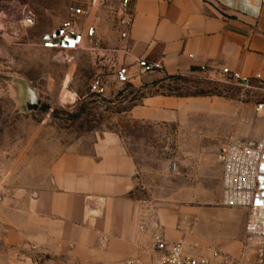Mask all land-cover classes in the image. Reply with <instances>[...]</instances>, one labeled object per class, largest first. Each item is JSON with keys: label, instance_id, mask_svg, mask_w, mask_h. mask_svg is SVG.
Wrapping results in <instances>:
<instances>
[{"label": "crops", "instance_id": "obj_1", "mask_svg": "<svg viewBox=\"0 0 264 264\" xmlns=\"http://www.w3.org/2000/svg\"><path fill=\"white\" fill-rule=\"evenodd\" d=\"M130 8L120 62L131 72L161 68L140 72L131 86L143 94L113 127L33 158L4 192L0 264H160L146 250L154 233L182 240L190 255L264 264L245 247L248 211L221 203L219 151L252 118L237 98L163 90L178 76L220 79L222 67L264 82V0H132ZM142 200L153 213L140 233Z\"/></svg>", "mask_w": 264, "mask_h": 264}, {"label": "rangeland", "instance_id": "obj_2", "mask_svg": "<svg viewBox=\"0 0 264 264\" xmlns=\"http://www.w3.org/2000/svg\"><path fill=\"white\" fill-rule=\"evenodd\" d=\"M126 1L0 0V198L20 182L21 172L33 158L56 156L79 139L110 129L114 115L143 94L138 87L121 86L113 79L112 63L120 62L123 51L119 19ZM72 8L79 9V15H73ZM64 21L79 31L94 26L93 43L72 52L43 50L40 35ZM96 78L106 87L104 97L88 91ZM25 86L41 100L34 112L24 111ZM163 88L180 96L237 98L245 117L252 118L251 130L244 135L260 137L264 117L256 115L253 107L264 93L179 76Z\"/></svg>", "mask_w": 264, "mask_h": 264}, {"label": "built area", "instance_id": "obj_3", "mask_svg": "<svg viewBox=\"0 0 264 264\" xmlns=\"http://www.w3.org/2000/svg\"><path fill=\"white\" fill-rule=\"evenodd\" d=\"M131 1L123 3V12L119 19L120 39L125 41L129 36L132 23ZM73 15H79V9H71ZM30 24L31 20L27 19ZM96 36L94 26L79 31L70 21L62 22L58 27L44 32L39 37V46L46 51H78L93 43ZM113 79L121 86L131 85L139 77L140 72L159 70L158 63L150 62L138 64L139 71H130L121 62L114 61ZM218 75L220 79L203 78L208 81H220L232 84L243 91L254 90L264 93V82L260 73L252 76L243 75L237 71L222 67ZM90 94L104 97L106 87L100 78L92 80L88 86ZM253 111L256 115L264 117V98L255 102ZM218 160L222 166L221 175V203L226 207H240L248 211L244 226L245 247L254 250L257 258L264 260V133L259 137L249 134L240 137H230L228 142L220 149ZM171 171L176 173L175 162L171 163ZM153 210L147 206L145 200L141 201V209L137 214V230L145 232L146 222ZM99 245L104 248L106 241L99 237ZM34 248V247H32ZM146 250L149 254L157 255L160 264H242L225 253L213 256H194L187 252V244L182 240L168 242L159 233L150 236ZM121 264H137L136 259H125Z\"/></svg>", "mask_w": 264, "mask_h": 264}, {"label": "water", "instance_id": "obj_4", "mask_svg": "<svg viewBox=\"0 0 264 264\" xmlns=\"http://www.w3.org/2000/svg\"><path fill=\"white\" fill-rule=\"evenodd\" d=\"M41 100L35 91L29 86H25V97L23 100V108L25 112H34L40 107Z\"/></svg>", "mask_w": 264, "mask_h": 264}, {"label": "trees", "instance_id": "obj_5", "mask_svg": "<svg viewBox=\"0 0 264 264\" xmlns=\"http://www.w3.org/2000/svg\"><path fill=\"white\" fill-rule=\"evenodd\" d=\"M163 90H165V89H163Z\"/></svg>", "mask_w": 264, "mask_h": 264}]
</instances>
